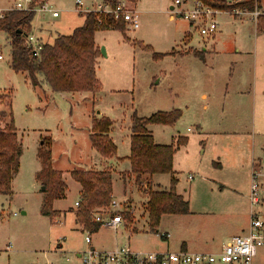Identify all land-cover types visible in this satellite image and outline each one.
Masks as SVG:
<instances>
[{
  "label": "rangeland",
  "instance_id": "rangeland-1",
  "mask_svg": "<svg viewBox=\"0 0 264 264\" xmlns=\"http://www.w3.org/2000/svg\"><path fill=\"white\" fill-rule=\"evenodd\" d=\"M45 1L59 11V18H34L31 33L37 40L51 43L57 35H70L83 24L87 13H78L75 0ZM95 1L83 0L84 7L90 8ZM126 1L138 13V28L121 23L124 33H95L100 51L95 68L99 89L88 100H81L80 95L44 96L33 88L23 74L10 69L8 39L0 32V126L4 128L12 121L21 148L11 192L0 195V264H81L75 252L85 248V232L68 213L77 199L78 187L67 172L72 167L101 166L89 139L92 116L97 113L112 122L110 138L116 146L115 155L122 160L119 169L126 171L132 115L149 118L179 111L181 117L173 125L147 126L157 145L187 139L173 156L172 173L153 175L151 182L168 191L173 178L177 181L175 192L191 202L210 196L201 177L218 173L221 160L229 164L228 154L221 160L215 158L218 150L207 140L217 125H235L231 128L240 136L231 139L240 142L244 157L249 155L250 134L253 126L260 125L258 119L253 121L255 92L264 104V31H258L250 17L236 18L222 11L216 15V32L202 37L198 25L191 26L172 13L174 0ZM14 2L0 0V14L5 15ZM262 3L264 15V0ZM43 139L52 140L53 168L65 175L64 197L52 203L65 214H41L46 193L36 174L41 169L38 155L44 148ZM189 175L193 181L188 180ZM113 190L123 224L117 231L100 229L93 241L104 246H130L142 253H152L156 248L179 249L183 234L173 218H163L157 233L150 231L148 188L114 178ZM200 203L193 208L198 209ZM126 218L135 223H127ZM164 232L170 234L169 242L160 237Z\"/></svg>",
  "mask_w": 264,
  "mask_h": 264
},
{
  "label": "trees",
  "instance_id": "trees-1",
  "mask_svg": "<svg viewBox=\"0 0 264 264\" xmlns=\"http://www.w3.org/2000/svg\"><path fill=\"white\" fill-rule=\"evenodd\" d=\"M107 1L115 5L119 0ZM200 1L220 10L229 11L233 8L226 7L225 0ZM241 6L244 5L234 7ZM245 6L252 11L254 2H247ZM34 17L32 12L11 9L0 19V32L6 34L9 42L10 69L15 73H24L34 88L45 84L53 93L97 92L99 83L95 77V68L100 51L95 46L94 35L98 30H116L124 33L122 24L113 25L112 29L101 28L97 25L96 16L87 14L83 16V24L75 28L70 35H58L51 43L41 42V50L34 55L27 42ZM256 29L264 31V15L258 17ZM180 117L181 113L177 110L156 113L149 118H139L135 114L131 117L130 154L127 158L130 170L127 174L135 177L136 185L148 188L146 213L151 232L157 233L156 229L163 216L189 214L188 201L175 192V179H171L169 190L163 191L159 188L153 190L150 181L146 182L145 178L171 174L173 156L177 148L187 142L186 138H178L175 144L157 145L147 131V126L173 125ZM111 126L112 122L104 116L92 117L89 139L92 149L102 159H110L116 154V146L109 137ZM50 143L51 139H43L44 148L38 155L41 169L36 174L46 193L41 207V214L44 216L58 215L52 210V203L63 198L66 191L61 173L52 167ZM20 152L17 134L10 120L7 126L0 128V195H8L11 192V182L18 171ZM70 176L81 186L76 221L84 229L95 233L99 230V224L93 221L92 212L110 206L111 172L73 170Z\"/></svg>",
  "mask_w": 264,
  "mask_h": 264
},
{
  "label": "crops",
  "instance_id": "crops-1",
  "mask_svg": "<svg viewBox=\"0 0 264 264\" xmlns=\"http://www.w3.org/2000/svg\"><path fill=\"white\" fill-rule=\"evenodd\" d=\"M262 2L263 0H261L260 3L258 2V4H260L259 6L261 7V9L263 4ZM172 8L173 7H170V10ZM169 18L170 20H173L174 16L171 15ZM51 35H52V31H51ZM95 46L99 49L96 43ZM19 74H23V76L27 79L24 73H19ZM36 89L40 90L44 96H47L46 93L49 94L50 96L53 94L54 95L60 94L65 96L70 95L72 96V98L74 96L80 95L81 100H88L89 99L88 97L93 95V93L91 92L53 93L45 84H41L40 88L37 87ZM203 98H205V95H203ZM261 102H262L261 100H257L256 92H255L253 98V121H256L258 119V123H260V125H258L256 128L253 126V134L252 132L250 134L251 144L249 147V155L247 157H244L242 152L240 151L241 148L240 142L231 139V138H236L232 136H236V135L240 136V132H235L234 130H232L234 128H231L235 125L233 124L217 125L214 132L210 133V137H207V140L210 139L212 145H215L218 150L215 158L221 160V158L226 157L228 154L229 164L221 160L218 166L220 170L218 173L213 174L211 178L201 177L200 180H202L204 187L210 192V196L206 198H201L199 201L191 202V200L188 201L183 197V195H180L177 192L178 195L182 196L186 201H188L189 214L168 215L161 217L159 225L163 218L171 217L175 220V223H177L181 227L180 231L183 234V238L180 242L179 249L175 252L186 251L190 253H218L222 250V248L232 237L246 233L248 229L250 213H251L250 189L252 182L251 180L252 172H258L259 174V178L257 179V184L259 185V190L261 193L260 195L261 204L258 207H255L254 210L257 213H259V218L264 222V104H261ZM206 108L207 107L204 106V109ZM98 116H102V115L100 113H97L96 117ZM0 128L3 127L0 126ZM109 137H110V132H109ZM52 144L53 142L51 140L50 148L52 147ZM129 154H130V144H129ZM128 157H126V159ZM121 161H122L121 158L117 157L116 155L110 159H102L100 157L101 166L99 167H97L96 165H90L85 167H74V168L72 167L67 173L71 178L70 172L73 170H81V171L110 170L112 176V195H113V196L111 195V199L116 201L115 192L113 190V179L118 178L123 182V184L131 183V181H135V177L133 175L127 174L130 170V164H129V169L126 171H121L119 169V162ZM127 162L129 163L128 160ZM224 168L227 170L222 171L223 172L222 173L221 169ZM53 169L59 171L57 170V168L56 169L53 168ZM59 172L62 175L63 181L66 180L64 173L62 171ZM189 177H191V179H189ZM145 178L147 179L146 182L150 181L153 188L155 189L157 188L152 184L151 177L150 178L145 177ZM71 180L74 181L72 178ZM188 180L193 181L194 177L189 175ZM75 183L77 184L78 187L77 199L74 201L73 207L69 209L70 212L68 213L74 215V220L76 223V216L74 212L77 211L78 207L75 206V203L80 201L81 186L77 182ZM64 184L66 185L65 181ZM197 186L198 183L195 185L194 190H196ZM146 202H147V197H146ZM197 202H201L200 206L198 209H194L193 208L194 204H196ZM135 206H138L137 202ZM53 207L54 205L52 206V208ZM53 211L58 213V215H61V212L65 214L64 211L58 209H54ZM193 215L201 216L200 217L201 219L198 220L192 218L191 216ZM186 217L187 218L190 217V219H183ZM127 220L128 219H125V221L131 225L135 223V220L134 221L131 220L127 221ZM100 229L103 228H99V230ZM85 230L86 229L83 228L84 232ZM99 230L95 233H92L90 231L92 238V247L101 251H110L117 247H122V246H112L111 244L104 246V244L102 243L93 241V235L97 234ZM133 230L135 231L136 229L133 228ZM159 234H167L168 239L165 240V242H169L170 234H168L167 232L159 233ZM84 245L85 248L82 251L75 252L77 259H79L80 253H82L86 249L85 242ZM155 251L174 252L169 250L160 251L159 248H156ZM253 264H264V248L259 249L257 256L253 261Z\"/></svg>",
  "mask_w": 264,
  "mask_h": 264
},
{
  "label": "built area",
  "instance_id": "built-area-1",
  "mask_svg": "<svg viewBox=\"0 0 264 264\" xmlns=\"http://www.w3.org/2000/svg\"><path fill=\"white\" fill-rule=\"evenodd\" d=\"M247 1L225 0L226 7H233L226 11L213 8L200 0H174L172 13L175 12L178 17L185 19L191 26L198 25L199 34L202 37H208L216 32L218 28L215 20L216 15L222 11L228 12L234 17H250L257 22L258 17L263 15L257 3L258 0H251L254 2L252 11L245 6ZM75 5L78 13L85 12L96 16L97 25L101 28L112 29L113 25L119 23H123L133 30L138 28L137 13L131 8V3L126 0H119L115 5H111L107 0H96L90 8L84 7L83 0H75ZM236 5L244 6L236 8L234 7ZM12 10L32 12L35 19L39 17L56 19L59 17V11L45 0H15ZM2 18L3 15L0 14V19ZM27 42L33 50V54L37 55L42 48L41 43L32 33L28 36ZM258 178V172H252L251 213L246 233L232 237L218 253H190L186 251L142 253L129 246L101 251L92 247L91 232L85 230L86 249L80 253L79 261L81 264H253L259 249L264 248V222L259 218V213L254 210L261 204ZM75 206L78 207L79 202H76ZM117 207V202L111 199L109 207L92 212L93 221L99 224V228L116 231L123 224ZM159 235L163 240L168 239L167 234Z\"/></svg>",
  "mask_w": 264,
  "mask_h": 264
},
{
  "label": "water",
  "instance_id": "water-1",
  "mask_svg": "<svg viewBox=\"0 0 264 264\" xmlns=\"http://www.w3.org/2000/svg\"><path fill=\"white\" fill-rule=\"evenodd\" d=\"M172 10V9H171ZM102 52H103V49H102ZM42 190H44V187H42Z\"/></svg>",
  "mask_w": 264,
  "mask_h": 264
}]
</instances>
